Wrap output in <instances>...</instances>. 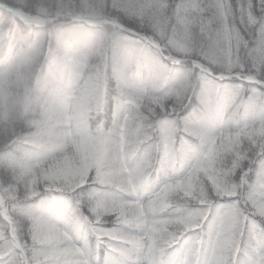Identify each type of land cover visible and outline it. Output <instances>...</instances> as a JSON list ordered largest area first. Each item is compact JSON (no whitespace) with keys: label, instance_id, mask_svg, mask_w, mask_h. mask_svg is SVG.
I'll return each mask as SVG.
<instances>
[{"label":"snow or ice","instance_id":"1","mask_svg":"<svg viewBox=\"0 0 264 264\" xmlns=\"http://www.w3.org/2000/svg\"><path fill=\"white\" fill-rule=\"evenodd\" d=\"M158 2L170 9L166 43L139 37L143 47L131 59L176 102L169 105L164 96L150 97L151 123L140 140L139 160L132 169L122 162L119 183L108 182L93 169L83 183L33 190L19 179L21 165L11 154L12 145L9 151L0 150V170L12 177L0 179V264H264V0ZM0 15L9 26L32 19L6 0H0ZM194 33L202 45L223 40V71L212 70L203 46L202 54L188 58L184 47ZM115 44L119 47L118 41ZM169 47L175 55L168 54ZM173 65L191 69L182 74ZM193 95L209 116L234 104L249 115H261L234 127L215 128L217 144L225 135L249 133L223 151L205 149L198 155L195 140L178 151L177 132L200 135L176 119ZM150 143L162 151L164 162L145 196L151 158L144 149ZM177 164L184 167L179 178L171 174ZM36 197L40 207H25V201ZM152 205L157 210L149 212ZM41 208L56 222L41 225ZM129 208L135 215H128ZM205 247L208 254L201 259Z\"/></svg>","mask_w":264,"mask_h":264},{"label":"clouds","instance_id":"2","mask_svg":"<svg viewBox=\"0 0 264 264\" xmlns=\"http://www.w3.org/2000/svg\"><path fill=\"white\" fill-rule=\"evenodd\" d=\"M6 2L32 19L9 26L0 15V150L12 145L21 165L19 179L33 190L83 183L93 169L119 183L122 162L132 169L139 160L140 140L151 123L150 97L176 102L131 59L143 47L139 37L166 43L170 9L158 0ZM201 46L213 61L212 70L223 71V40L202 45L194 33L184 51L190 59L194 52L202 54ZM168 54L175 55V49L169 47ZM194 130L200 133L192 137L198 155L205 149L223 151L249 134L225 135L217 144L214 127ZM25 138L32 142L23 143ZM10 178L0 170V179ZM156 210L149 206V212ZM128 215L135 209L129 208ZM37 219L46 225L57 218L41 208Z\"/></svg>","mask_w":264,"mask_h":264},{"label":"trees","instance_id":"3","mask_svg":"<svg viewBox=\"0 0 264 264\" xmlns=\"http://www.w3.org/2000/svg\"><path fill=\"white\" fill-rule=\"evenodd\" d=\"M174 69H178L182 74L187 73L191 69V65L184 66H172ZM221 84L232 85L235 82L230 81H221ZM238 92L243 97L248 96L247 91H241L237 89ZM261 113L257 111L254 115H249L247 109L239 105H232L231 107L216 113L215 115L209 116L204 113L201 107L200 99L197 95H193L191 102L187 104L186 107L182 108L178 113L176 119L181 122L182 125H187L193 128L201 127H214L219 128L222 126L234 127L237 124H242L246 121H251L253 119H258ZM193 138L186 135L183 131L176 133V149L182 151L189 142H192ZM145 153L151 158V172L150 180L151 183L146 184L143 195H147L151 191V188L154 186L156 180L159 178V173L162 170V165L164 162V156L161 150L156 148L155 145L149 144L145 149ZM171 174L175 178H179L184 174V167L182 164H177L171 169ZM249 178L254 179V173H249ZM225 202L221 201V204ZM25 207L27 208H37L40 207L41 201L39 197L33 198L31 200L24 202ZM186 207H191V205H186ZM189 235V234H186ZM208 254V249H201V259H205Z\"/></svg>","mask_w":264,"mask_h":264}]
</instances>
